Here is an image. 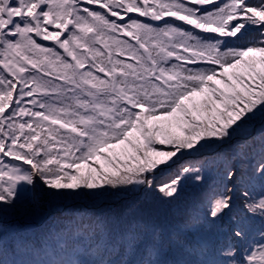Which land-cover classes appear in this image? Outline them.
<instances>
[{"label": "snow or ice", "instance_id": "obj_1", "mask_svg": "<svg viewBox=\"0 0 264 264\" xmlns=\"http://www.w3.org/2000/svg\"><path fill=\"white\" fill-rule=\"evenodd\" d=\"M37 190L93 212L10 242ZM0 264H264V0H0Z\"/></svg>", "mask_w": 264, "mask_h": 264}, {"label": "trees", "instance_id": "obj_2", "mask_svg": "<svg viewBox=\"0 0 264 264\" xmlns=\"http://www.w3.org/2000/svg\"><path fill=\"white\" fill-rule=\"evenodd\" d=\"M259 130L258 125L256 131ZM245 138L247 137L244 135L236 137L238 140ZM202 192L203 189L192 182L186 184L181 199L175 205L165 206L168 218L173 223H179L193 214L200 205ZM135 199L136 196L113 197L104 204V207L124 213L128 204ZM93 207L87 201L56 200L37 190L35 195L27 197L16 211L9 213L2 224L10 242L15 238H21L40 245L50 240L62 228L75 231L81 227L82 217L91 215ZM235 211L239 213V205Z\"/></svg>", "mask_w": 264, "mask_h": 264}]
</instances>
